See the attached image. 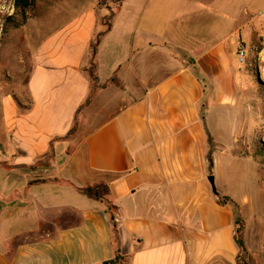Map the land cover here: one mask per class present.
I'll list each match as a JSON object with an SVG mask.
<instances>
[{"label": "crops", "instance_id": "crops-1", "mask_svg": "<svg viewBox=\"0 0 264 264\" xmlns=\"http://www.w3.org/2000/svg\"><path fill=\"white\" fill-rule=\"evenodd\" d=\"M236 1L121 0L38 37L28 99L0 111V264L113 261L105 204L79 192L101 181L120 263L232 264V211L207 181L216 108L225 129L237 50L264 31V12L236 21Z\"/></svg>", "mask_w": 264, "mask_h": 264}, {"label": "rangeland", "instance_id": "rangeland-1", "mask_svg": "<svg viewBox=\"0 0 264 264\" xmlns=\"http://www.w3.org/2000/svg\"><path fill=\"white\" fill-rule=\"evenodd\" d=\"M119 1L35 0L22 11L15 7V0H0V111L4 99L17 105L22 98L28 99L33 48L43 32L63 25L88 6L114 11ZM232 5L231 14L239 23L247 19V14L253 18L264 12V0H238ZM263 23L264 16L253 27ZM103 26L106 29L104 22ZM261 42L240 45L247 59L236 65L238 91L226 108L225 129L216 108L214 132L221 139L217 145L223 147H219L214 162H209V176L214 178L218 200L233 202L227 204L232 211L233 240L239 236L235 225L238 216L245 248L243 253L237 249L232 264H264V31ZM110 214L114 216L113 210ZM115 264L122 263L118 260Z\"/></svg>", "mask_w": 264, "mask_h": 264}, {"label": "trees", "instance_id": "trees-1", "mask_svg": "<svg viewBox=\"0 0 264 264\" xmlns=\"http://www.w3.org/2000/svg\"><path fill=\"white\" fill-rule=\"evenodd\" d=\"M34 1L35 0H15V7L17 9L22 10V11H25L26 9H28L29 7H31L34 4ZM102 36H103V34H99L97 36L94 44L91 46L92 59H94V56L96 55L97 46L99 45V42H100ZM85 72L89 76V79L91 80L93 88L98 89L99 88V83H98L99 80H98V77L95 73V65L92 62V60H91L90 66L85 69ZM114 82L116 83V81L113 79L112 83H114ZM210 163H212V161H210ZM79 192L88 199L98 201L100 203L105 204L106 211L109 213L110 219L113 222V235H114V243L116 246L115 258L113 259V261L109 262L108 264H115L116 261L120 260L119 235H118L116 223L114 222L115 218L113 215L110 214V210H112L113 208L109 202L110 190H109L108 182L107 181H101V182L94 184L92 186H86L82 189H79ZM216 196H218V194ZM228 203L233 204V202L227 198H225L223 201L218 200V204L221 206H227ZM240 223H241L240 218L237 216L235 219V225H238V227L236 229V234H238L239 236L234 238V243L237 246V249L241 253H243V252H245V248H244L243 242H242L241 237H240V233L242 231V227H241Z\"/></svg>", "mask_w": 264, "mask_h": 264}, {"label": "built area", "instance_id": "built-area-1", "mask_svg": "<svg viewBox=\"0 0 264 264\" xmlns=\"http://www.w3.org/2000/svg\"><path fill=\"white\" fill-rule=\"evenodd\" d=\"M236 57H237V62L238 63L244 64L246 62L247 53H246L244 47H242V46L239 47V49L237 51V54H236Z\"/></svg>", "mask_w": 264, "mask_h": 264}, {"label": "water", "instance_id": "water-1", "mask_svg": "<svg viewBox=\"0 0 264 264\" xmlns=\"http://www.w3.org/2000/svg\"><path fill=\"white\" fill-rule=\"evenodd\" d=\"M207 181H208V183L210 184V187H211L212 193L215 194V195H217V191H216V188H215V183H214V178H213V176H212V175L209 176V177L207 178Z\"/></svg>", "mask_w": 264, "mask_h": 264}]
</instances>
